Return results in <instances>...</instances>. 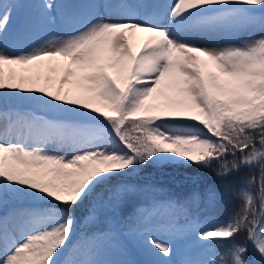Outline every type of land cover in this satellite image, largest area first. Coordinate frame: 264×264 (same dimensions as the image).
<instances>
[{
    "label": "snow or ice",
    "instance_id": "6c2138e0",
    "mask_svg": "<svg viewBox=\"0 0 264 264\" xmlns=\"http://www.w3.org/2000/svg\"><path fill=\"white\" fill-rule=\"evenodd\" d=\"M214 164L219 187L154 195L118 230L128 198L162 190L127 177ZM225 196L226 218L192 215ZM86 201L84 220L107 206L114 226L82 234ZM137 249L264 264V0H0V264H141Z\"/></svg>",
    "mask_w": 264,
    "mask_h": 264
},
{
    "label": "rangeland",
    "instance_id": "374dc122",
    "mask_svg": "<svg viewBox=\"0 0 264 264\" xmlns=\"http://www.w3.org/2000/svg\"><path fill=\"white\" fill-rule=\"evenodd\" d=\"M114 18V17H113ZM30 42V41H29ZM21 47L13 44L10 45V51H16ZM229 159V158H228ZM218 165L214 164L211 168H197L195 166H180L177 168H168L162 172H156L151 169L145 170L144 173L139 176L127 177L132 183H137L141 185H158L161 186L160 191L152 193L149 191H144L136 196L130 197L126 200L123 205L122 212L117 213V219L120 221L118 230L126 231L129 227V222L131 220V213L133 209L147 200L155 197L157 199H166L167 197H175L180 200L190 197L194 192L204 193L208 188L219 187L221 181L215 175V169ZM195 178V179H193ZM239 202L231 198L230 196H225L223 199L216 202L214 205L209 206L206 201L192 202V215L194 217L203 218L207 215H216L220 218H226ZM88 204H85L77 209L76 215L81 219L79 226V231L83 233H100L101 231L107 230L110 226H114V221L112 219V213L105 206L99 213V218L94 223H89V221L84 220L83 217L87 215ZM245 234L241 233L236 237L237 241L244 242ZM189 245L195 241V237L188 240ZM187 241V242H188ZM218 254H223L225 248L218 247L216 249ZM145 254L142 250H135L133 255L130 257L136 261H145ZM108 258L119 259L122 258L118 254L113 253ZM173 259H178L177 256H173Z\"/></svg>",
    "mask_w": 264,
    "mask_h": 264
},
{
    "label": "bare ground",
    "instance_id": "6f19581e",
    "mask_svg": "<svg viewBox=\"0 0 264 264\" xmlns=\"http://www.w3.org/2000/svg\"><path fill=\"white\" fill-rule=\"evenodd\" d=\"M36 38L39 39V37H36ZM15 45H17L18 47L20 46L19 44H15ZM57 59L62 61L64 58L60 57V58H57ZM54 75H57V74H54ZM187 243L189 244L191 242L188 241ZM144 257H145V261H146L148 259V257L146 255Z\"/></svg>",
    "mask_w": 264,
    "mask_h": 264
},
{
    "label": "trees",
    "instance_id": "16d2710c",
    "mask_svg": "<svg viewBox=\"0 0 264 264\" xmlns=\"http://www.w3.org/2000/svg\"><path fill=\"white\" fill-rule=\"evenodd\" d=\"M228 158H229V159H232V157H231V156H229Z\"/></svg>",
    "mask_w": 264,
    "mask_h": 264
}]
</instances>
